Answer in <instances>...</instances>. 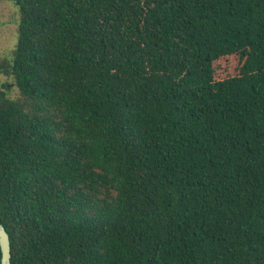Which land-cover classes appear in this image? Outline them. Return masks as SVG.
Segmentation results:
<instances>
[{"label": "trees", "instance_id": "obj_1", "mask_svg": "<svg viewBox=\"0 0 264 264\" xmlns=\"http://www.w3.org/2000/svg\"><path fill=\"white\" fill-rule=\"evenodd\" d=\"M10 1L11 264H264V0Z\"/></svg>", "mask_w": 264, "mask_h": 264}, {"label": "rangeland", "instance_id": "obj_2", "mask_svg": "<svg viewBox=\"0 0 264 264\" xmlns=\"http://www.w3.org/2000/svg\"><path fill=\"white\" fill-rule=\"evenodd\" d=\"M19 21L18 6L10 0H0V57L7 56L13 49ZM4 82L11 83V79L0 73V87ZM17 93L16 87L10 85L8 94L11 97H16Z\"/></svg>", "mask_w": 264, "mask_h": 264}, {"label": "water", "instance_id": "obj_3", "mask_svg": "<svg viewBox=\"0 0 264 264\" xmlns=\"http://www.w3.org/2000/svg\"><path fill=\"white\" fill-rule=\"evenodd\" d=\"M0 264H11L9 236L5 227L0 222Z\"/></svg>", "mask_w": 264, "mask_h": 264}]
</instances>
